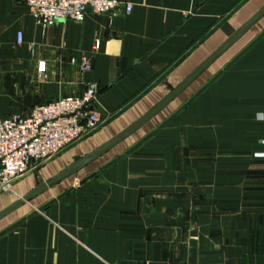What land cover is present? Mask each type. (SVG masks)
Wrapping results in <instances>:
<instances>
[{
    "label": "crops",
    "instance_id": "0c3cea01",
    "mask_svg": "<svg viewBox=\"0 0 264 264\" xmlns=\"http://www.w3.org/2000/svg\"><path fill=\"white\" fill-rule=\"evenodd\" d=\"M129 1L44 30L0 0V118L95 85L103 120L0 215L104 151L0 218V264H264V0Z\"/></svg>",
    "mask_w": 264,
    "mask_h": 264
},
{
    "label": "built area",
    "instance_id": "2783aa9c",
    "mask_svg": "<svg viewBox=\"0 0 264 264\" xmlns=\"http://www.w3.org/2000/svg\"><path fill=\"white\" fill-rule=\"evenodd\" d=\"M44 30L59 21L83 22L89 11L97 16L130 15L129 0H20ZM23 33L18 44H24ZM96 48H100L97 42ZM35 52V46L30 47ZM90 62L82 65L90 70ZM1 72V67H0ZM99 90L90 86L80 95L64 96L38 105L27 115L0 118V185H12L67 148L92 136L103 124L97 109Z\"/></svg>",
    "mask_w": 264,
    "mask_h": 264
},
{
    "label": "rangeland",
    "instance_id": "374dc122",
    "mask_svg": "<svg viewBox=\"0 0 264 264\" xmlns=\"http://www.w3.org/2000/svg\"><path fill=\"white\" fill-rule=\"evenodd\" d=\"M0 67H1V72H2V66H1V60H0ZM1 72H0V76H1ZM1 81V78H0ZM71 96V95H70ZM52 101V100H51ZM11 117V116H10ZM96 133V132H95ZM94 133V134H95ZM93 134V135H94ZM92 135V136H93ZM89 138V137H88ZM87 139V138H86ZM84 139V140H86ZM84 140L80 141L79 143L83 142ZM79 143L67 148L66 150H64L61 154H59L58 156H56L55 158L50 159L49 161H47L45 164L41 165L40 167H38L36 170H32L30 171L28 174H26L23 178L19 179L18 181H16L11 188H2V192H8L10 193L13 197L16 195V191L20 190V186L22 184H25L26 182H28L29 186L28 187H34L35 184H40L42 182H44L47 179V169L49 168V166H51L50 161L52 162V160H58L57 158H59L60 156H62V154L64 152H67V150L72 149L74 146L78 145ZM32 178V180H31ZM29 179L33 182V184L29 181ZM35 183V184H34ZM32 184V185H31ZM29 188V189H30ZM53 190H55V195L57 194V190L58 188L55 187ZM16 197V196H15ZM36 200H48V197H39ZM31 209V208H30ZM31 214L35 212L34 209H31Z\"/></svg>",
    "mask_w": 264,
    "mask_h": 264
},
{
    "label": "water",
    "instance_id": "95a60500",
    "mask_svg": "<svg viewBox=\"0 0 264 264\" xmlns=\"http://www.w3.org/2000/svg\"><path fill=\"white\" fill-rule=\"evenodd\" d=\"M261 15V14H260ZM260 17V16H259ZM104 151H102L101 153H96L91 157H88L86 159H84L83 161H81L76 168H74L71 171L65 172L61 175H59L58 177H56L54 180H52L48 185L42 186L40 188H38L37 190L33 191L31 194H29L28 196L22 198L15 206H13V208H11L10 210L4 212L3 214L0 215V218L4 217L5 215H8L9 213L15 211L17 208L29 203L32 198L38 194H40L41 192L45 191L46 189H48L49 187L53 186L54 184H56L58 181L62 180L65 176L71 175L73 173H75L81 166H83L84 164H86L91 158H93L94 156H99L100 154H102Z\"/></svg>",
    "mask_w": 264,
    "mask_h": 264
}]
</instances>
